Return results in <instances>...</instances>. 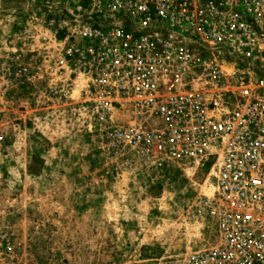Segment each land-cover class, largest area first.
Wrapping results in <instances>:
<instances>
[{
	"label": "rangeland",
	"instance_id": "obj_1",
	"mask_svg": "<svg viewBox=\"0 0 264 264\" xmlns=\"http://www.w3.org/2000/svg\"><path fill=\"white\" fill-rule=\"evenodd\" d=\"M78 3L0 0V264H152L214 245L215 171L150 168L90 125L68 55Z\"/></svg>",
	"mask_w": 264,
	"mask_h": 264
},
{
	"label": "built area",
	"instance_id": "obj_2",
	"mask_svg": "<svg viewBox=\"0 0 264 264\" xmlns=\"http://www.w3.org/2000/svg\"><path fill=\"white\" fill-rule=\"evenodd\" d=\"M78 2L90 125L150 168L215 171L216 243L152 264H264V0Z\"/></svg>",
	"mask_w": 264,
	"mask_h": 264
}]
</instances>
